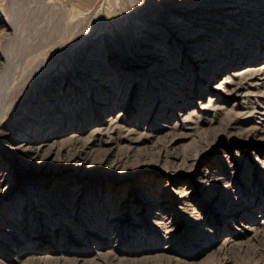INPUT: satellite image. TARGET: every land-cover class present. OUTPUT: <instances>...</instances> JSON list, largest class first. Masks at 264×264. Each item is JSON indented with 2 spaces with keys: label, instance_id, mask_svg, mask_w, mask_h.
Here are the masks:
<instances>
[{
  "label": "rangeland",
  "instance_id": "rangeland-1",
  "mask_svg": "<svg viewBox=\"0 0 264 264\" xmlns=\"http://www.w3.org/2000/svg\"><path fill=\"white\" fill-rule=\"evenodd\" d=\"M98 254L264 264V0H0V262Z\"/></svg>",
  "mask_w": 264,
  "mask_h": 264
},
{
  "label": "bare ground",
  "instance_id": "bare-ground-1",
  "mask_svg": "<svg viewBox=\"0 0 264 264\" xmlns=\"http://www.w3.org/2000/svg\"><path fill=\"white\" fill-rule=\"evenodd\" d=\"M210 59L212 60V61H208V59H207V63H210V62H216V57H214L213 58V55H211V57H210ZM211 64V63H210ZM212 65V64H211ZM210 65V68H212V66ZM220 68H222V67H220ZM218 70V69H217ZM213 71V74L216 72L215 70H210V71H207V75H210L211 74V72ZM215 71V72H214ZM245 71V72H244ZM249 72V69H246V70H244V67L242 68V69H233V70H227L226 71V73H224V75H223V79L222 80H216V81H214V83L211 85L212 87H213V89H216V90H219V91H223L224 93H227V94H230V93H233V92H235V91H237L240 87H241V84H242V77H243V75L245 74V73H247V72ZM133 76H141V74H140V72L138 71V72H134L133 73ZM249 77V76H248ZM245 78H247V76H245ZM203 78H201V80H202ZM250 80V79H249ZM248 81V80H247ZM252 81V80H251ZM226 82H228L230 85H226L225 83ZM245 83V82H244ZM250 84V83H249ZM252 84V83H251ZM227 87V88H226ZM245 93H247V92H245ZM208 98V100H210V98L209 97H207ZM179 102H183V99L181 98V97H177V98H172V100H171V104L174 106H176L177 105V103L179 104ZM202 104H204V103H202ZM201 104V105H202ZM207 104V103H206ZM200 105V106H201ZM202 108H203V106H202ZM29 142H26V144L23 146V145H21L19 142H17V144H16V146L15 147H17V148H23V147H25V146H30L29 144H28ZM23 146V147H22ZM41 146V145H40ZM37 148V147H36ZM38 148H40V147H38ZM41 150H42V152H56V151H59L60 150V148L59 147H56V149L55 148H53V147H48V148H40ZM43 150H46V151H43ZM27 194L29 195V194H33L32 193V191H28L27 190ZM250 229H251V227H250ZM218 250V249H217ZM104 255V257L106 258V256L108 255H106V254H103ZM103 255H101L102 257H103ZM100 255L98 254L97 256H95V257H92V258H89V259H87V260H84L83 261V258L82 259H78V258H75V259H73V263H78V264H84V263H86V262H91L92 264H94V263H96L97 261H98V257H99ZM111 256V255H110ZM154 257V256H153ZM155 258V257H154ZM82 262V263H81ZM0 264H2L1 262H0Z\"/></svg>",
  "mask_w": 264,
  "mask_h": 264
}]
</instances>
